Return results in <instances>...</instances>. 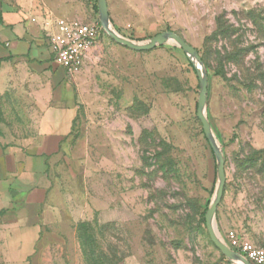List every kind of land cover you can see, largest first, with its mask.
I'll list each match as a JSON object with an SVG mask.
<instances>
[{
  "label": "rangeland",
  "instance_id": "374dc122",
  "mask_svg": "<svg viewBox=\"0 0 264 264\" xmlns=\"http://www.w3.org/2000/svg\"><path fill=\"white\" fill-rule=\"evenodd\" d=\"M34 1L51 18L99 23L97 0ZM107 6L125 40L171 32L196 50L225 161L216 236L264 249V0ZM46 72L0 96V148L15 158L12 192H0V264H233L205 226L217 164L184 51H134L103 31L77 74Z\"/></svg>",
  "mask_w": 264,
  "mask_h": 264
},
{
  "label": "crops",
  "instance_id": "0c3cea01",
  "mask_svg": "<svg viewBox=\"0 0 264 264\" xmlns=\"http://www.w3.org/2000/svg\"><path fill=\"white\" fill-rule=\"evenodd\" d=\"M45 12L34 0H19L12 6L0 1V96L26 79H46L49 65L62 69L49 50L47 33L52 27L44 26L48 20L60 18ZM14 162V153L0 148L2 193L12 190L9 177L14 176Z\"/></svg>",
  "mask_w": 264,
  "mask_h": 264
},
{
  "label": "water",
  "instance_id": "95a60500",
  "mask_svg": "<svg viewBox=\"0 0 264 264\" xmlns=\"http://www.w3.org/2000/svg\"><path fill=\"white\" fill-rule=\"evenodd\" d=\"M97 10H98L100 28L103 31H105L108 34V36H110L116 43L134 51L146 52V51H151L156 47L164 45L167 41H173L184 51L188 59L191 61L194 71L197 75L199 81V88H200L199 97L197 101L196 116L201 123L204 137L206 138V140L208 141L211 147V150L213 152L217 164L218 187L216 191V197L205 213V226L213 245L219 250V252L226 259L230 260L233 264H250L240 254L229 249L225 243H223L218 239L215 233V215L218 206L222 201L225 183H226L225 168H224L225 161L220 149L213 141L211 127L204 113V107L207 102V95H208V81L205 73L202 72L200 68L196 65V62L200 65L202 64V61L199 58L196 50L190 45H188L182 38L171 32L157 35L153 37L150 40V42L147 44H142V45L134 44L116 35V33L112 31L111 28L109 27L110 17L108 12L107 0H97ZM201 66L203 67V65Z\"/></svg>",
  "mask_w": 264,
  "mask_h": 264
},
{
  "label": "built area",
  "instance_id": "2783aa9c",
  "mask_svg": "<svg viewBox=\"0 0 264 264\" xmlns=\"http://www.w3.org/2000/svg\"><path fill=\"white\" fill-rule=\"evenodd\" d=\"M44 26L52 27L47 37L53 62L69 76L80 71L87 54L99 41L103 32L99 23H83L63 18L48 20ZM225 244L250 264H264V249L240 239L236 232L228 233Z\"/></svg>",
  "mask_w": 264,
  "mask_h": 264
},
{
  "label": "trees",
  "instance_id": "16d2710c",
  "mask_svg": "<svg viewBox=\"0 0 264 264\" xmlns=\"http://www.w3.org/2000/svg\"><path fill=\"white\" fill-rule=\"evenodd\" d=\"M0 62H1V60H0Z\"/></svg>",
  "mask_w": 264,
  "mask_h": 264
}]
</instances>
